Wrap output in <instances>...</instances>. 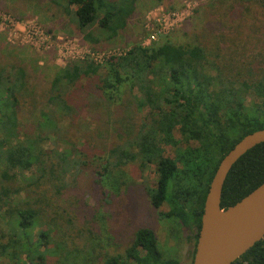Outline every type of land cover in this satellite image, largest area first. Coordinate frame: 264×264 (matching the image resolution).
<instances>
[{
    "label": "trees",
    "instance_id": "obj_1",
    "mask_svg": "<svg viewBox=\"0 0 264 264\" xmlns=\"http://www.w3.org/2000/svg\"><path fill=\"white\" fill-rule=\"evenodd\" d=\"M50 1L72 16L84 40L96 46L127 28L138 3ZM254 1L264 10V0ZM216 55L211 58L203 43H136L105 62L90 57L68 62L42 94L26 65L0 60V256L15 260L25 253L29 260H37L35 264H48L45 252L33 248L35 228L47 224L39 242L48 250L52 227L70 216L60 201L78 186L80 176L91 170L95 187L105 188L104 194H118L128 182L130 163L142 172L156 166L157 185L146 188L152 206L159 209L167 203L170 209L160 212L161 218L178 220L183 228L196 227L198 239L206 194L218 164L243 137L264 128V74L242 82L241 71L234 73ZM253 73L245 70L246 75ZM84 84L91 89L79 101L99 111L105 110L104 105H118L129 87L138 91L129 103L152 115L136 130H123L121 140L95 154L92 161L86 160L90 158L85 147L47 145L61 139L66 126L76 127L79 108L70 94ZM251 92L258 101L248 104ZM99 121L101 128L107 127L108 121ZM124 124L121 119V130ZM165 146L175 150V157L166 155ZM263 182L264 142L231 169L222 207L235 204ZM104 264L182 263L163 256L155 232L142 227L123 254L106 255ZM232 264H264V239Z\"/></svg>",
    "mask_w": 264,
    "mask_h": 264
},
{
    "label": "rangeland",
    "instance_id": "obj_2",
    "mask_svg": "<svg viewBox=\"0 0 264 264\" xmlns=\"http://www.w3.org/2000/svg\"><path fill=\"white\" fill-rule=\"evenodd\" d=\"M164 40L203 43L211 58L218 53L234 73L241 71L238 77L242 82L264 74V10L254 0H138L127 28L97 46L85 41L73 17L50 0H0V60L26 65L39 94L48 89L56 71L70 61L90 57L105 62L136 43L151 45ZM245 70H251L254 76L246 75ZM105 73L103 69L102 74ZM128 88H124L119 101H123V106L104 105L105 110L99 111L88 102L79 101L87 98L91 86L77 85L70 94L71 102L79 108L77 125L72 130L66 126L61 139L47 145L65 147L72 143L85 147L90 158L86 157L87 161H92L97 153L103 154L121 140L123 130H136L152 116L149 110L140 111L129 103L138 91ZM253 101L258 99L251 92L247 102ZM102 119L108 121L106 128H101ZM121 119L125 120L122 130ZM164 149L167 156L175 157L172 147ZM126 172V185L118 194L108 195L103 193L105 188L95 187L91 170L85 171L78 186L60 201L70 216L52 227L48 250L39 242L47 224L35 228L33 248L45 252L48 264H104L106 255L123 254L142 227L155 232L163 256L192 264L197 228H183L178 220L161 218L159 213L169 211L170 206L165 203L155 209L150 202L146 188L157 185L156 166L152 164L142 172L130 163ZM36 262L25 253L15 260L0 256V264Z\"/></svg>",
    "mask_w": 264,
    "mask_h": 264
},
{
    "label": "water",
    "instance_id": "obj_3",
    "mask_svg": "<svg viewBox=\"0 0 264 264\" xmlns=\"http://www.w3.org/2000/svg\"><path fill=\"white\" fill-rule=\"evenodd\" d=\"M264 142V128L247 134L218 164L206 194L192 264H232L264 239V182L235 204L222 207L224 183L233 166Z\"/></svg>",
    "mask_w": 264,
    "mask_h": 264
},
{
    "label": "built area",
    "instance_id": "obj_4",
    "mask_svg": "<svg viewBox=\"0 0 264 264\" xmlns=\"http://www.w3.org/2000/svg\"><path fill=\"white\" fill-rule=\"evenodd\" d=\"M154 37V36H153Z\"/></svg>",
    "mask_w": 264,
    "mask_h": 264
}]
</instances>
